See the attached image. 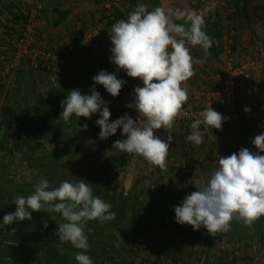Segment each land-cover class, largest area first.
I'll return each instance as SVG.
<instances>
[{"label": "rangeland", "instance_id": "374dc122", "mask_svg": "<svg viewBox=\"0 0 264 264\" xmlns=\"http://www.w3.org/2000/svg\"><path fill=\"white\" fill-rule=\"evenodd\" d=\"M113 1L119 5L116 20L124 19L130 6H124L123 0H109L107 4ZM209 1L201 0L200 3L202 6H264V0ZM106 5L98 15L95 30L110 25L101 23ZM53 12L48 6L7 5L0 0V132L5 131L0 153L8 149L7 157L0 160V200L10 199L13 194L11 204L17 207L15 197L30 195L41 177L53 186L64 180L85 179L93 188V194L108 201L116 214L111 221L87 223L85 231L90 244L87 251L95 264H156L157 254H163L161 250L170 252L168 259L178 260L189 252V259L194 261L196 256L209 257L206 246L212 258L217 259L214 251L228 248V243L237 237L228 236V233H233L234 227L238 228L243 222L235 218L227 232L211 235L203 227L193 230L191 225L176 223L173 206L195 191L196 183L206 181L217 167L220 155H231L232 148L224 147L226 140L220 139L221 136L210 140L213 145L207 143L214 146V150L208 149L209 162L202 166L201 156L190 152L191 142L186 151L185 146L179 148L183 142L181 128H172L175 139L170 145L167 167L161 169L136 154L121 153L113 147L114 141L124 138L121 129L101 140L100 126L95 123L98 113L91 118L73 115L68 121L56 118L53 109L55 105L61 106L70 90L79 88L83 93L88 92L81 83L71 88L65 74L70 70V60L62 61L54 56L47 41L49 32L36 25L37 20L52 18ZM30 19L32 22L27 30ZM38 48L49 52V56L37 55L33 62L32 55L36 54L33 50ZM54 62L58 66H54ZM58 71L60 76H56ZM107 94L105 96H109ZM108 107L110 120L127 112L139 114L131 107ZM238 120L239 109L236 118L227 123L234 126ZM83 124L88 125L86 130L82 129ZM164 134L168 135L167 131L157 136L166 139ZM12 151H18L20 157H8ZM46 214L49 219L53 217L51 223L46 221L47 228L45 222L34 224L36 216ZM4 215H0V219ZM23 221L25 235L21 234L20 238L28 241L35 238L36 251L30 253L21 243L13 242L7 248L15 252L8 257L0 254V264H77L74 256L81 250L62 244L56 235L60 214L34 211L31 220ZM256 224L255 221L246 228H255ZM260 227L264 229V225ZM4 233V226H0V244ZM256 241L252 237L251 242ZM150 252L155 254V259Z\"/></svg>", "mask_w": 264, "mask_h": 264}, {"label": "clouds", "instance_id": "9594fccd", "mask_svg": "<svg viewBox=\"0 0 264 264\" xmlns=\"http://www.w3.org/2000/svg\"><path fill=\"white\" fill-rule=\"evenodd\" d=\"M175 15L178 19L184 18L185 23H175L172 13L162 7L149 10L146 4L139 3L126 19L115 22L109 32L110 62L123 69L127 76L142 82V86L134 88V103L130 105L138 111V119L124 114L110 120V108L95 85H102L111 96L117 97L126 80L107 70L93 76L94 83L88 93L76 88L61 101L60 117L64 121L73 115L91 118L98 113L95 123L100 126L101 140L121 129L124 138L114 141L113 147L121 153L136 154L161 169L167 167L170 145L175 139L173 122L182 114L189 97L186 81L193 76L194 65L202 62L191 55V47L199 45L207 55L213 44L204 30L205 20L201 15L182 12ZM245 111L250 108L246 107ZM226 119L210 104L193 120L186 139L199 146L204 133L209 128L222 129ZM81 127L86 130L88 125ZM157 129H165L167 138L157 136ZM251 143L257 151L242 147L231 155H220L208 179L196 183V190L173 206L176 223L191 225L193 230L203 227L215 235L227 232L235 218L250 227L264 216V154H261L264 153V132L252 138ZM86 181L64 180L53 186L41 177L30 195L15 197V211L5 214L0 226L31 220L34 211L58 213L61 216L56 231L59 241L81 250L74 256L77 264H95L87 251L90 248L85 231L87 223L111 221L116 214L108 201L93 194V188ZM47 226L45 222L44 227Z\"/></svg>", "mask_w": 264, "mask_h": 264}, {"label": "crops", "instance_id": "0c3cea01", "mask_svg": "<svg viewBox=\"0 0 264 264\" xmlns=\"http://www.w3.org/2000/svg\"><path fill=\"white\" fill-rule=\"evenodd\" d=\"M5 1L2 0L7 5L48 6L54 11L52 18L37 20L36 25H40V29L49 32L47 41L54 56L60 57L62 61L70 60L69 66L67 65L70 70L65 74L71 88H73V84L81 83L85 85V91L89 92V87L94 83L92 78L100 70L115 72L118 78L126 80L119 96L113 97L111 94L105 96L108 92L100 84L95 85L97 90L108 106L111 105L118 109L124 107L135 109L134 106H130L134 103V88L137 85L142 86V82L139 78L127 76L123 69H118L114 63L110 62L112 45L109 32L112 25L118 20L110 23L103 30H95L98 15L109 0ZM200 1L123 0L124 6H130L128 9L125 8L128 14L124 19L139 3L146 4L149 10L162 7L167 12L172 13L171 18L178 24L185 23V19H178L175 15L177 12L196 13L204 18V30L211 37L213 44L207 55L199 45L191 47V55L202 60L201 63L194 65V74L186 81L189 89L188 100H191L194 105H202L204 103L203 93L209 90L214 91L220 86L222 70L229 58L230 53L228 51L230 49L236 62H246L264 54V6H202ZM211 2L210 0L208 3ZM235 2L237 3V0ZM54 63H56L54 66H58L57 62ZM60 74L58 71L56 76H60ZM246 107L250 108V111H245ZM238 109L239 120L237 124L229 126L228 123H223L222 129L213 128L211 130L209 128L204 133L203 142L199 146L191 142L192 146L189 147L190 141L186 139L191 132L190 125L193 121L174 120L173 128H181L180 136L183 142L179 144V148L185 146V151L188 147L191 148L192 151L190 152H194V154L196 152V155L201 156L202 166L209 162V151L214 150V146L209 145L210 140L218 136H221L220 139L226 140L224 147L227 145L228 149L232 148L231 153L238 152L242 147L257 151L251 140L264 132V68L260 72L253 73L252 77L244 81L239 88ZM62 111L63 108L59 104L55 105L53 112L56 118H62L60 117ZM135 112L138 111L135 110ZM165 131V129H157L155 134L159 135ZM164 135L167 138V134ZM210 144L213 145L212 142ZM205 155L208 156L204 157ZM256 222V227L252 229L246 228L244 223L238 228L234 227L233 233H228V236L237 237L231 241V244L228 243V248H225L224 251H214L212 248L211 251L217 254V259L214 256L212 258V254H209L206 246L209 255L207 258L205 257L207 260L202 256L201 258L196 256L198 258L193 261L189 259V252H186L188 257L185 255L183 259V255L179 260L177 258L168 259L170 252L161 250L163 254L161 256L157 254L159 258L156 264H264V229L260 227L264 225V216L258 218ZM252 237L256 238L258 242L252 243ZM150 256L155 259L153 252H150Z\"/></svg>", "mask_w": 264, "mask_h": 264}, {"label": "built area", "instance_id": "2783aa9c", "mask_svg": "<svg viewBox=\"0 0 264 264\" xmlns=\"http://www.w3.org/2000/svg\"><path fill=\"white\" fill-rule=\"evenodd\" d=\"M106 6L107 9L101 20L103 25H108L111 21H116V10L119 5L117 1H113ZM31 22L32 19L27 24V30H29ZM23 41L25 42V39ZM33 51H36V54L32 55L33 62L36 61L37 55L49 56V52H44L39 48ZM228 52L230 55L222 70L220 86L214 91L209 90L203 93L204 103L202 105H194L191 100H187L183 106L182 114L175 118L176 121H193L198 118L200 111L210 104L214 110L228 117L223 123L232 122L236 118L238 111V90L244 81L252 77L253 73L260 72L264 68V54L259 58H254L246 62H236L232 55V50L230 49ZM126 114L130 115L133 119L139 118V114H133L131 112H127Z\"/></svg>", "mask_w": 264, "mask_h": 264}, {"label": "trees", "instance_id": "16d2710c", "mask_svg": "<svg viewBox=\"0 0 264 264\" xmlns=\"http://www.w3.org/2000/svg\"><path fill=\"white\" fill-rule=\"evenodd\" d=\"M119 16L117 15V18ZM114 21H111V23H113ZM5 131L2 130L0 132V144L3 142L4 138H5ZM5 152H6V155H7V152H8V149H6V151H3L2 153H0V159L3 158V156H6L5 155ZM16 175V174H15ZM20 176V175H19ZM13 197V194L10 196V199L9 197H7V199H4V200H0V215H4L6 213H9V212H12L13 209H15L16 207L13 208L11 202H12V198ZM48 214L46 215H43V216H36L35 219L33 221L34 224L35 223H40V222H48V223H51L52 222V218H48ZM41 218V219H40ZM38 219V220H36ZM23 224H24V221L22 222H13V224L11 225H6L4 227V231L5 233L3 234L2 236V244H0L1 246V249H0V254L1 255H4L5 257H8V256H11L13 255V253L15 252L14 249L12 248H7L8 245H10L11 243H21L27 250L28 252L30 253H33L36 251L37 249V244H35L34 241L35 238L32 240V241H28V240H25V238H20V235L22 234V236L25 235V232H24V227H23ZM28 229V227H26V230ZM217 234H220V232H218ZM221 235V234H220ZM219 235V236H220ZM1 262V261H0Z\"/></svg>", "mask_w": 264, "mask_h": 264}, {"label": "flooded vegetation", "instance_id": "af4514ba", "mask_svg": "<svg viewBox=\"0 0 264 264\" xmlns=\"http://www.w3.org/2000/svg\"><path fill=\"white\" fill-rule=\"evenodd\" d=\"M7 157V155L6 156H4L2 159H0V160H4L5 158ZM8 157H11L12 159H15V158H19L20 157V154L18 153V151H16V152H14V151H12L11 153H8ZM1 162V161H0ZM16 179H17V177H16ZM20 182H22V181H20ZM51 217V216H50Z\"/></svg>", "mask_w": 264, "mask_h": 264}]
</instances>
